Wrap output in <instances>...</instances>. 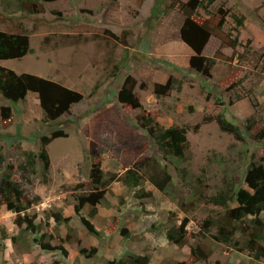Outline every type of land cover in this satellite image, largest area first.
Instances as JSON below:
<instances>
[{"label":"rangeland","instance_id":"obj_1","mask_svg":"<svg viewBox=\"0 0 264 264\" xmlns=\"http://www.w3.org/2000/svg\"><path fill=\"white\" fill-rule=\"evenodd\" d=\"M37 1L36 11L30 12L18 0H0V29L28 33L33 49L0 64L57 81L84 98L53 122L44 119L34 92L12 105L11 126L3 127L0 111V149L6 157L0 177L9 170L7 164L13 165L12 173L19 177L18 163L26 151L40 150L41 135L60 128L67 133L47 146L51 161L47 176L38 164L32 181L22 182L27 195L40 199L29 210L38 213L39 232H23L15 223L16 214L5 204L0 207V264H117L111 261L129 255H148L149 264L264 263V258L256 260L247 251L215 241V227L204 231L205 220L218 216L223 207L194 192L197 187L203 195H211L231 178L243 185L249 161L264 156V141L255 138L264 127V0H202L198 11L203 17L221 6L229 9L224 28L240 40L232 48L222 47L215 36L209 38L203 54L213 58L210 77L189 66L193 51L180 36L184 16L176 0ZM236 17H242L243 23H237ZM219 49L233 61L215 57ZM128 76L136 81L139 108L117 98ZM169 78L173 79L170 93L156 94L155 84ZM5 104L8 101L0 95V108ZM141 114L151 115L163 127H187V157H165L139 123ZM218 114L238 125L244 140L221 130L215 120L204 122L205 117ZM91 143L100 152L108 183L97 212L93 214L92 206L86 204L82 213L99 235L88 231L74 209L75 196L93 189ZM143 144L146 148L140 154L137 146ZM149 150L167 164L173 176L166 192L148 178L133 188L111 179L113 174L123 175L126 167ZM147 192L149 196H144ZM53 213L69 217L68 224H58L49 216ZM184 218L190 220L189 242L177 246L168 241L165 227L180 224ZM124 227L126 235L121 234ZM51 231L67 236L68 256L40 248L35 238ZM79 239L84 240L81 245ZM199 242L211 254L206 261L190 263V246ZM84 246L87 251L92 247L98 251L88 256L81 252Z\"/></svg>","mask_w":264,"mask_h":264},{"label":"trees","instance_id":"obj_2","mask_svg":"<svg viewBox=\"0 0 264 264\" xmlns=\"http://www.w3.org/2000/svg\"><path fill=\"white\" fill-rule=\"evenodd\" d=\"M53 1V0H43ZM181 13L184 16L180 28L182 40L192 49L193 54L189 60V66L204 76H211V67L213 58L203 54V49L211 36H215L221 42V46L236 48L240 44L239 37L231 31H226L224 26L229 12L224 6L219 7L212 14L203 17L199 14V6L202 0H176ZM209 3L214 0H207ZM21 8H26L30 12L36 11L37 0H18ZM237 23L242 24L243 18H237ZM115 36V35H114ZM33 52L30 45L28 33L9 32L0 29V60L16 59ZM244 53L239 54L243 57ZM215 57L223 61L232 62L233 57L217 50ZM169 78L165 83L155 84V93L158 95H167L173 89V83ZM136 81L132 76H128L121 88L117 92V98L120 102L128 104L134 108L142 106L140 99L134 91ZM29 92L38 95L40 106L43 109L45 120L49 122L57 121L63 114L70 112L72 106L80 102L84 95L74 89H71L57 81L48 79L29 72L18 73L15 70L2 66L0 64V95H2L8 104L0 108L3 127H9L13 124L14 113L12 105L24 101ZM215 120L221 130L233 134L236 139L244 140L245 136L241 128L234 122L229 121L223 114L208 116L204 122ZM139 123L147 129L149 136L153 137L164 153V156H174L184 159L190 152V142L188 139V129L184 126L173 125L163 127L151 115H139ZM201 123L195 125L199 128ZM249 128H251L249 126ZM67 136L64 129H54L50 134L40 136L41 148L38 152L26 151L25 159L18 163L20 175L15 176L13 165L7 164L8 171H5L0 177V207L6 205V208L16 214L15 223L18 227H23V232L37 233L40 225L36 222L38 213L29 212L30 208L39 203V197L32 198L27 195L22 187V182L29 183L31 175L37 173V165L41 164L44 177L50 170V155L47 146L57 137ZM258 141H264V127L255 134ZM95 143H91L90 151L93 155L89 177L93 189L85 190L75 196V212L80 215L82 223L88 231L99 235V231L94 223L87 218L82 210L86 204L93 208L92 213L97 212L98 206L102 203L106 195L105 182L102 170V157ZM142 146V147H141ZM137 146V152L143 154L146 144ZM150 151V150H149ZM147 152L144 157L126 167L123 175L113 174L111 179H119L128 187H137L141 181L147 178L162 192L173 183V176L168 169L167 164L160 161L159 156H155L153 151ZM163 156V158H165ZM6 157L0 149V170L4 167ZM20 178V179H19ZM201 183L202 180L199 179ZM90 187V184L87 186ZM195 194L206 201L222 206L223 211L216 216L208 217L203 226L205 232L211 227H215L212 237L215 241L231 246L240 252L247 251L248 254L256 260L264 258V156L255 161L251 159L243 175V185L237 183L235 178L225 180L222 186L211 195H203L197 187ZM144 196H149V192ZM198 198V197H197ZM235 203V205H233ZM181 205L187 206L186 201L182 200ZM53 217L58 224H68L69 217L62 213H53ZM190 220L184 218L180 224L172 223L165 227L168 241L177 246H184L189 242L188 224ZM46 226H50L46 222ZM128 229H121V234L126 235ZM23 234V233H21ZM69 236V235H68ZM17 237H14L16 240ZM43 251L60 250L63 256H68L69 252L64 243L67 236L55 234L53 231L42 233L39 238H35ZM55 240V242H53ZM81 245L82 239H79ZM98 251L97 247H92L87 251V247H81V252L92 256ZM211 254V249L206 248L200 242L190 246L189 262L196 263L206 261ZM148 255H129L119 260L111 261L117 264H149ZM261 264H264L263 262Z\"/></svg>","mask_w":264,"mask_h":264}]
</instances>
